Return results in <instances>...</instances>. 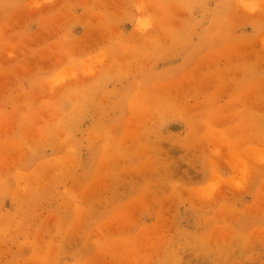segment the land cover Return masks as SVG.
Instances as JSON below:
<instances>
[{"label": "rangeland", "instance_id": "obj_1", "mask_svg": "<svg viewBox=\"0 0 264 264\" xmlns=\"http://www.w3.org/2000/svg\"><path fill=\"white\" fill-rule=\"evenodd\" d=\"M0 264H264V0H0Z\"/></svg>", "mask_w": 264, "mask_h": 264}]
</instances>
